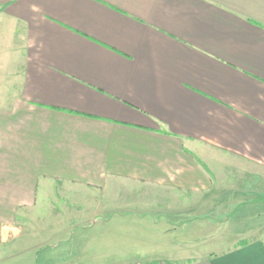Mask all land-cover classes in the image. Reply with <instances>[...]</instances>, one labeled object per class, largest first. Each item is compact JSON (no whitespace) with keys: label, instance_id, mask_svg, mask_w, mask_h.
I'll use <instances>...</instances> for the list:
<instances>
[{"label":"crops","instance_id":"1","mask_svg":"<svg viewBox=\"0 0 264 264\" xmlns=\"http://www.w3.org/2000/svg\"><path fill=\"white\" fill-rule=\"evenodd\" d=\"M0 243L264 264V0H0Z\"/></svg>","mask_w":264,"mask_h":264},{"label":"rangeland","instance_id":"2","mask_svg":"<svg viewBox=\"0 0 264 264\" xmlns=\"http://www.w3.org/2000/svg\"><path fill=\"white\" fill-rule=\"evenodd\" d=\"M4 69H5V66L3 70ZM38 211L40 213H43L42 212L43 208L40 207ZM38 217H43V214H40ZM21 219H22L21 223L24 228V233L19 240L14 241V245L17 246L18 248H23L25 247V245L31 242L33 243V241H31L33 234L30 235L29 233H30L31 228L33 230L34 228L30 224L27 225V223L23 221L24 220L23 218ZM194 229L197 230L196 227H191L188 233L185 232L183 233V235L172 238L171 240H169V243L186 240L188 241V243H185V242L181 243L179 245L181 247L180 249H186V250L196 249L197 251L201 249L208 250L211 246L215 247V244L218 243L215 241L218 237H220V234L218 233L219 227L217 230L214 231L215 229L214 226H209L207 224H204L200 230L191 232ZM34 233H35L34 242H36L37 244L43 243L44 238H45L44 233L37 228L35 229ZM43 245L44 244H41V246L39 245L38 247L40 248H38L37 250L26 251L25 255L18 256L17 254H15V252L13 251L11 252V248H12L11 243H7L4 245L0 243V250L4 249L7 252L6 254H4L5 258L2 260V262H0V264H50L48 263L49 260L43 255L44 250H45V246ZM175 249L176 247H173V250ZM171 253L172 252H169V254ZM167 258H168V255L163 257V259H167ZM133 264H140V263H133Z\"/></svg>","mask_w":264,"mask_h":264}]
</instances>
